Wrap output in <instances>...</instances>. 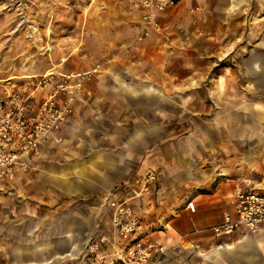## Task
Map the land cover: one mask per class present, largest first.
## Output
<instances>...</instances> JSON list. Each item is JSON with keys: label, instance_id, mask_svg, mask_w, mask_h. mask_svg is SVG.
I'll return each instance as SVG.
<instances>
[{"label": "crops", "instance_id": "1", "mask_svg": "<svg viewBox=\"0 0 264 264\" xmlns=\"http://www.w3.org/2000/svg\"><path fill=\"white\" fill-rule=\"evenodd\" d=\"M198 1L200 4V0L181 2L177 8L158 15L157 22L164 31L169 27L170 31L166 34L153 31L140 50L148 51V65L155 74L158 71L164 73L166 68L174 65L173 53L186 67L189 53L198 58V48L192 47L195 38L203 34L204 27H212L214 17L229 11L226 21L229 37L234 38L233 44L219 46L217 60L240 52L243 61L239 63V69L235 68L240 76L226 72L225 77H214L215 84L209 95L218 104L227 102L217 111L215 118L219 120L210 126L204 124L183 139L172 140L166 137L161 123L156 124L154 120L151 123L153 117L171 116L166 106L175 94L165 88L166 83L171 84L170 75L169 78L157 77L149 71L146 78H122V73L110 74L107 70L96 80V84L107 86V91L95 94L89 89V83L85 84L75 103V116L61 132L63 142L51 141L43 146L40 156L28 161L29 170L18 172L14 182H0V203L1 198L5 200L0 207V228L6 235L4 240H19L10 252L13 262L44 264L40 255L41 250H45L46 256H54L45 264L53 261V264H98L90 253V247L95 244L99 247V255L112 256L117 245L112 232V205L116 199L131 196L129 190L121 188L152 171L158 178L156 191L136 207L134 216L141 220L146 240H157L172 248L161 264H264V240L252 237L245 240L248 236L264 238L262 235L238 230L231 236H217L212 231L222 224L225 213L234 214L237 191L264 193V186L252 187L234 180L227 168L229 164H236L235 157L227 159L228 163L224 165L227 168L220 173L202 169L197 164V156L215 145V135L230 132L233 127L228 121L229 117L237 115V92L233 86L246 84L249 94L264 97V30H257L256 35L263 34V37L253 46L238 45L237 41L245 35L246 29H242L240 13L231 11L230 0H219L214 9L209 7L211 0H202L200 5L209 10L203 23L198 15L191 16L187 12ZM129 11L136 37L143 30L145 12ZM148 28L151 30L150 26ZM89 66H86L87 71L95 67ZM202 66L199 68L203 69ZM199 73L190 76L193 78L190 82L188 76H183L180 84L196 81V85H202L205 79ZM43 75L38 71L31 76L24 74L23 78L14 79L16 82L3 78L0 87L15 85L31 94L29 79ZM225 84L231 86L227 91L222 87ZM107 87H101V90ZM46 92L44 89L32 94L33 109L40 105ZM92 98L103 106L111 102L115 108H95L90 103ZM241 109L247 110L246 107ZM252 110L254 112L249 115L258 116L264 123V108ZM139 115L147 122H141ZM226 123L229 126H225ZM260 127L263 128L260 138L251 140L245 151L247 165L253 169L261 168L264 162V124L260 123ZM195 134L199 141L195 140ZM216 180L214 190H206ZM191 201L197 207L195 214L186 209ZM69 250L71 253H66ZM156 259L157 256L152 254L151 263Z\"/></svg>", "mask_w": 264, "mask_h": 264}, {"label": "rangeland", "instance_id": "2", "mask_svg": "<svg viewBox=\"0 0 264 264\" xmlns=\"http://www.w3.org/2000/svg\"><path fill=\"white\" fill-rule=\"evenodd\" d=\"M208 1L204 0V2ZM211 2L209 7L214 9L219 0H211ZM230 2L233 6L231 11L240 13L242 29L243 27L246 29L245 35L237 41L238 45L253 46L263 37V34L259 36L256 32L262 28L264 30V0H230ZM200 4H203L202 0ZM200 4L198 1L187 12L191 16L198 15L203 23V18L208 15L209 10ZM195 8H201L202 11H196ZM131 9L125 0H0V79L8 77L7 81L16 82L14 79H19L20 76L23 78L24 74L31 76L38 71L39 74L45 75L56 69L64 74H77L87 71L86 66L89 64L91 67L101 66V74L88 82L89 89L95 94H100L107 91L108 87L96 84V80L107 70L110 74L122 73V78L148 77L151 71L148 65L150 55L148 51L140 49L152 34L142 39L141 34L135 37L134 24L129 20ZM228 13L229 11L225 10L220 17H214L212 27H204L203 34L200 33L195 38L192 47L198 48L197 59L195 54L189 53L187 66L183 67L181 58L173 53L171 56L176 59L174 65L169 69L166 68L164 73L158 71L155 74L151 71L152 76L167 78L171 76L169 80L171 84H165L167 91L175 94L174 99L168 102L169 106H166L171 116L153 117L151 123L153 120L156 124L161 123L160 127L166 137L172 140L183 139L184 136H190L191 132L201 129L204 124L210 126L217 122L219 120L215 118L217 111L227 102L218 104L213 96L209 95L215 84L214 77L223 75L225 77L226 72L240 76L236 71L243 61L240 52L233 53L222 61L217 60L220 55L217 52L218 47L233 44L234 38L229 37L226 21ZM169 31L170 27L165 28L163 34ZM202 64L203 69L199 68ZM197 72H200L199 75L205 79L202 85H196V81L180 84V78L188 76L190 82L193 79L190 76H196ZM101 87L107 89L101 90ZM222 87L224 91L231 88L228 84ZM233 87L237 92L235 107L237 115L228 119L230 126L233 127H230V132L215 135L213 140L215 145L197 156V164L202 169L220 173L224 171L223 168H227L224 166L228 163L227 159L235 157L236 164H229L227 168L231 177L236 181L241 180V184L243 182L252 187L264 186V162L261 168L253 169L245 160L247 147L251 140L260 138L263 129L260 123L264 124L263 121L258 120V116L249 114L254 112L252 110L254 108H264V97L249 94V86L243 83ZM185 95H188L187 98ZM93 98L91 105L101 108L102 103ZM103 107L115 108L111 102ZM243 107L247 110L243 111L241 109ZM138 118L141 122H147V119L141 115ZM225 126H229V123ZM195 140H200L198 134H195ZM217 183L218 180L206 190L213 189ZM1 200L0 207L5 201L3 198ZM5 237L3 229L0 228V264H16L11 260L10 252L17 247L15 243L19 240H4ZM30 237L32 240V234ZM250 237L264 240L258 236H248L245 240H250ZM46 253L47 251L41 250L40 256L44 258V264L54 257L46 256ZM66 253L71 252L69 250Z\"/></svg>", "mask_w": 264, "mask_h": 264}, {"label": "built area", "instance_id": "3", "mask_svg": "<svg viewBox=\"0 0 264 264\" xmlns=\"http://www.w3.org/2000/svg\"><path fill=\"white\" fill-rule=\"evenodd\" d=\"M189 0H125L135 10L145 12L141 39L164 28L157 16L175 9ZM199 11L201 8H195ZM151 27V30L148 27ZM101 66L77 74L41 76L30 78L29 94L15 85L0 87V182H14L18 172L29 170V160L38 158L43 146L51 141L61 144V132L75 116V103L84 91L85 84L101 74ZM47 89L40 105L33 109L32 94ZM157 175L146 172L142 177L121 189L131 196L116 199L112 205V232L117 240L114 254L99 255L97 244L90 253L98 264H161L171 247L157 240H146L143 224L134 216L136 207L155 192ZM125 191V192H126ZM150 205V202H148ZM234 214L225 213L222 224L212 229L217 236H231L238 230L264 237V193L239 190L235 193ZM188 212L195 214L194 201L187 204ZM157 256L151 263V255Z\"/></svg>", "mask_w": 264, "mask_h": 264}, {"label": "bare ground", "instance_id": "4", "mask_svg": "<svg viewBox=\"0 0 264 264\" xmlns=\"http://www.w3.org/2000/svg\"><path fill=\"white\" fill-rule=\"evenodd\" d=\"M54 73H60V71H59V69H56V70H54V71H52V72H50V73H48V74H45V75H43V76H50V75H53ZM32 78H35V77H32ZM8 81H10V80H8ZM51 261V260H50ZM38 264V263H37Z\"/></svg>", "mask_w": 264, "mask_h": 264}]
</instances>
